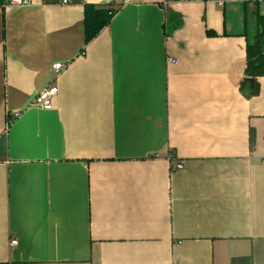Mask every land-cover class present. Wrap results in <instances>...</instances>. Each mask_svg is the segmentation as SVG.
Wrapping results in <instances>:
<instances>
[{
    "label": "crops",
    "instance_id": "0c3cea01",
    "mask_svg": "<svg viewBox=\"0 0 264 264\" xmlns=\"http://www.w3.org/2000/svg\"><path fill=\"white\" fill-rule=\"evenodd\" d=\"M0 1V264H264V0Z\"/></svg>",
    "mask_w": 264,
    "mask_h": 264
},
{
    "label": "trees",
    "instance_id": "16d2710c",
    "mask_svg": "<svg viewBox=\"0 0 264 264\" xmlns=\"http://www.w3.org/2000/svg\"><path fill=\"white\" fill-rule=\"evenodd\" d=\"M119 10V7L112 4L107 6L86 5L84 7L85 43L88 44L94 40L112 22ZM208 35L215 36L211 32H208ZM246 39V69L240 91L249 99L259 94V79L264 77V15H257L255 33L247 34ZM250 144L253 150L255 145L253 130L250 134ZM174 157V153L171 152L170 160ZM231 264H253L252 256L233 258Z\"/></svg>",
    "mask_w": 264,
    "mask_h": 264
},
{
    "label": "built area",
    "instance_id": "2783aa9c",
    "mask_svg": "<svg viewBox=\"0 0 264 264\" xmlns=\"http://www.w3.org/2000/svg\"><path fill=\"white\" fill-rule=\"evenodd\" d=\"M32 4V0H7V5L10 7H27ZM172 64H176L177 62L172 60L170 61ZM54 70L59 71L62 68L61 64H57L54 67ZM58 94V89L56 87H50L39 93L32 104L42 110L50 111L53 109V100ZM176 169H182L183 164H177ZM17 244V241L11 242V246Z\"/></svg>",
    "mask_w": 264,
    "mask_h": 264
},
{
    "label": "rangeland",
    "instance_id": "374dc122",
    "mask_svg": "<svg viewBox=\"0 0 264 264\" xmlns=\"http://www.w3.org/2000/svg\"><path fill=\"white\" fill-rule=\"evenodd\" d=\"M255 33V32H254ZM254 33H250L251 35H253Z\"/></svg>",
    "mask_w": 264,
    "mask_h": 264
}]
</instances>
